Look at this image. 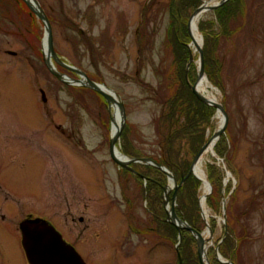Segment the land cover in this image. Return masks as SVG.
Masks as SVG:
<instances>
[{
    "label": "rangeland",
    "instance_id": "obj_1",
    "mask_svg": "<svg viewBox=\"0 0 264 264\" xmlns=\"http://www.w3.org/2000/svg\"><path fill=\"white\" fill-rule=\"evenodd\" d=\"M180 1L38 0L51 24L58 57L121 97L128 147L124 148L121 138L116 147L126 159L149 158L148 154L160 150L157 122L163 102L172 95L169 84L175 70V44L169 41L170 33L175 34L173 22L179 44L193 50L189 21L196 10L193 5L184 10ZM205 1L199 0V7ZM232 4L237 10V3ZM242 7V12L233 11L222 23L215 10L199 23L203 54L210 37L221 62L219 86L206 73L205 78L218 90L229 115L228 143L220 147L227 150L226 158L214 148L215 156L204 166L212 188L207 199L213 191H221L220 211L210 208L206 200L212 230L206 244L213 259L230 224L239 239L234 246L237 262L264 264V0H242ZM45 33L43 21L24 0H0V128L22 129L26 134L20 142L26 144V161L11 166L10 174L37 182L43 192L44 181L61 200L74 201V213L85 212L90 226L86 237L92 247L89 256L96 264H178L176 245L182 240L177 235L176 241L166 221L164 194L161 201L156 200L155 191L147 192V172L135 169L141 163L131 162L129 170L112 159L113 108L96 91L66 85L50 71L44 60ZM53 62L64 75L83 79ZM198 68L195 50L188 71L192 85ZM215 117L216 112L206 130V143L216 131ZM133 150L143 156L132 155ZM210 164L220 170L214 183L209 180ZM182 181L177 180L179 188ZM30 188L36 191L35 184ZM197 192L199 221L194 229L205 233L203 183ZM183 200L193 216L194 209L185 196ZM172 202L171 196L168 208ZM175 203L177 213V197ZM79 204L85 209L79 210Z\"/></svg>",
    "mask_w": 264,
    "mask_h": 264
},
{
    "label": "trees",
    "instance_id": "obj_2",
    "mask_svg": "<svg viewBox=\"0 0 264 264\" xmlns=\"http://www.w3.org/2000/svg\"><path fill=\"white\" fill-rule=\"evenodd\" d=\"M234 1L238 5L237 10H235V7L232 4ZM192 5L193 9L196 10L200 5L199 0H181L179 2V6H181L184 10H187L186 8ZM242 8V0H228L227 3L215 9L214 12L215 14L219 15V20H221L222 23L225 19L228 20L229 15L233 13V11H235L234 14H237V12L240 11L242 12ZM173 23L175 24V26L173 24L175 34L172 35V33H170L169 35L170 43L173 45V47L175 44V58L173 61L175 70L173 76L171 77L173 79L169 84V90L172 91V95L163 102V111L157 122L158 147L160 150L157 152V154H148L147 156L153 161L168 168L176 176L179 183L182 181V179H184L183 186L178 189L177 202L179 204V208L177 210V214L181 218L185 219L191 227L196 228V222L198 223L199 221V218H197L195 213L196 209L198 208L197 190L202 182L196 178V176L191 173L190 170L194 157L199 153L202 146L206 143V130L216 112V109L199 101L189 87L188 81L186 79V67L189 61V49L188 45L179 44V38L176 34V21ZM207 25L212 24L209 23ZM209 38L206 37L204 48L205 73L215 85L219 86L220 82L218 80V74H220L219 72L221 70V62L218 58L219 56L217 54L215 40L210 39L211 41H214L213 43H210ZM172 40H174V44ZM192 76L193 75L189 73V77L191 78ZM224 108L226 110L225 104ZM127 131L128 127L125 125L121 136V140L124 142V148L125 145L128 147L126 144L128 135ZM227 143L228 142L225 132V134L220 137L215 146L216 153L221 158H226L227 150H225V148L220 149V147L221 145H226ZM188 146L189 148L186 150L185 147ZM137 152L138 150H135L132 155L135 154V156L138 157L143 156ZM136 168L143 169L145 172H147L146 176L150 178L147 192L151 195V193L155 191L157 197L156 200L161 198L162 201L164 194L162 188L167 183V178L164 173L149 165L147 166L137 164V166H135V169ZM208 170L209 180L214 183V180L219 177L218 174L220 173V170L216 165L211 164L208 166ZM140 182L142 183V181ZM220 195L221 191H213L212 195H210L207 199L209 207L216 211H220L221 208L220 204H218V199L220 200L221 198ZM184 196L194 209L193 216L191 215L192 213L184 206ZM211 221V226L214 228V220ZM168 225L176 233L177 241L178 231L176 227L172 224ZM227 229L228 234L219 246V253H221V255L226 259L232 261L234 264H239L237 262L238 252H236L237 249L234 247L236 239L239 240L238 236L230 224L228 225ZM186 233H188L187 236ZM176 241L175 244L177 243ZM193 245L194 251L192 250ZM179 250L183 259V264H201L197 251V241L195 237L188 231H182V242L180 243ZM215 258L216 255H214L213 259L209 258L211 264H223Z\"/></svg>",
    "mask_w": 264,
    "mask_h": 264
},
{
    "label": "flooded vegetation",
    "instance_id": "obj_3",
    "mask_svg": "<svg viewBox=\"0 0 264 264\" xmlns=\"http://www.w3.org/2000/svg\"><path fill=\"white\" fill-rule=\"evenodd\" d=\"M25 138L22 129L9 132V129L0 128V264H31L25 248V233L43 226L57 232L85 264H96L89 256L92 247L86 237L90 226L85 212L83 215L74 213V201L61 200L44 181L43 192L42 187L38 190L37 182L10 174L11 166L26 161V144H20ZM42 179L36 177V180ZM33 184L36 191L30 188ZM85 206L79 204L78 209H85Z\"/></svg>",
    "mask_w": 264,
    "mask_h": 264
},
{
    "label": "water",
    "instance_id": "obj_4",
    "mask_svg": "<svg viewBox=\"0 0 264 264\" xmlns=\"http://www.w3.org/2000/svg\"><path fill=\"white\" fill-rule=\"evenodd\" d=\"M227 1L228 0H222L218 3H216L215 5H211L210 7H208L207 10L208 11H214L215 9L222 6ZM24 2L27 4V6L31 10V12L33 14H35L38 17V19L43 21V23L45 25V30H46L45 41H46V47H47L48 53L45 54L44 60H45L46 65L50 69V71L58 79L64 81L68 85H76V86H82V87L84 86V87H87V88H90V89L96 91L97 93L101 94L105 98V100L107 101L109 106H112V103L115 102V98L111 95V93L107 92L105 89H107L113 93H115V91H113L111 88L107 87L104 84H99V83L89 79L83 71L63 62L58 57V55L55 51L54 44H53L52 27H51V24L49 22V19L46 15L44 9L41 7L38 0H32V1L31 0H24ZM204 6H205V3L203 5H201L198 9H196V11L194 12V14L192 15V17L189 21V28H190L192 18L196 14H201L202 12L205 11ZM190 34H191V31H190ZM188 47H189V54L190 55H189V61H188L187 68H186V78H187V81L189 83V86H190L192 92L194 93V95L197 97V99L199 101H201L205 105L216 108L217 111L219 110L223 114L222 127L214 133V137H216L218 140L225 133V130H226L228 122H229V116H228L226 110L224 109L222 103L210 102L209 99H207V97L205 95L200 94L198 89H197L199 80L203 77H206L205 66H204V54H203V48L201 46L198 47V49H197L199 52L198 78H197V81L194 85H192L189 82L188 71L190 69L191 64L194 61V55L190 49V45ZM53 61L57 62L59 65L65 67L66 69H69V70L79 74L80 77H82L83 79H72L71 77L64 75L63 73L58 71V69L55 67ZM115 94L119 98V101H116V102H117V105L119 107L120 115L122 118H121L120 127L114 135L112 134V138H111V142H110V152H111L112 159L120 167H123L125 169H129V170H131V168L129 167V164L131 162L154 166L155 168L161 170L163 173L166 174V176L168 177V181H170V179L173 180V183H174L173 195H172L173 202H172V207H170V209L168 208V206H169V203L171 200V191L172 190H170L168 188V184L163 186V191H164V196H165V206H166L167 213H168L166 221L176 227V229L178 231L179 241L182 240V231L183 230L190 231L195 236L196 241H197V249H198V255H199L200 263L201 264H210V260L208 258V254H207V248L208 247L206 244V239L203 236V233L196 231L185 220L181 219L175 211V207H176L175 201H176V197H177V191L179 188V184L177 182L175 175L171 171H169L165 166H163L159 163H156L155 161L151 160L150 158H142V159H128L127 158L126 159L122 155L124 160H120L115 155V150L117 149L116 142L118 140H120L124 126H125V122H126V113H125L124 103H123L121 97L117 93H115ZM112 123L114 124V118L113 117H112ZM206 146H207V143L204 144V146L201 148L199 153L194 157V160H193V163L191 166V170H190V172L193 173L202 182H203V180L199 176H197V174L194 171V165L201 158ZM181 185H182V183L180 184V186ZM208 187H209V192H210L212 188H211V185L209 182H208ZM206 198H207V196L204 199H206ZM201 207H202V205H201ZM225 209L226 208L224 205V211H225ZM202 211H203V208H202ZM202 215L204 217V211H203ZM205 221L208 225V231L210 233V236H212V230L209 227V224H208L206 219H205ZM24 242H25V248L27 251V255H28V258H29V261L31 264H85L83 262V260L81 259V257L76 253V251L72 248H69L63 242V240L59 234H57L51 228H48L46 226L37 227L36 230H33V231L28 230V232L25 233ZM179 244L180 243H178L176 245V249L178 252L179 264H183L182 263V256H181V254L179 252V248H178ZM215 254H216V257L219 259V261H221L222 263L233 264L231 261L225 260L221 256V254L219 253L218 247L215 248Z\"/></svg>",
    "mask_w": 264,
    "mask_h": 264
},
{
    "label": "bare ground",
    "instance_id": "obj_5",
    "mask_svg": "<svg viewBox=\"0 0 264 264\" xmlns=\"http://www.w3.org/2000/svg\"><path fill=\"white\" fill-rule=\"evenodd\" d=\"M215 4H216V0L205 1V6H204L205 11L202 12L201 14H196L191 20L190 31H191V36H192L191 48L193 49L192 50L193 55H195V50H197L198 47H200V46L202 47V43H203L202 36L200 34V31H199V23L208 14L209 11L207 10V8L210 7L211 5H215ZM43 48L47 54L48 52H47V47H46V41L44 42ZM197 89H198L199 93L205 95L207 97V99H209L210 102L221 103L220 100L218 99V96H217L218 90L209 82V80L207 78L203 77L199 80ZM105 90L107 92L111 93V95L115 98V102H113L112 106H111L113 108V118H114V125H113L112 134L114 135L120 127L121 118H122L120 115L119 107H118L117 102H116V101H119V98L117 97V95L115 93L110 92L107 89H105ZM215 118L217 121L216 131H218L222 127V124H223V114L221 113V111L218 110L216 112ZM216 143H217V138L214 137V135L210 134L209 138H208L207 146H206L201 158L194 165L195 173L204 182V184H203V195L201 197V205L203 207L204 217L207 220V222H209L210 218H209V214L207 212L206 202H205L204 198L209 193V187H208L207 174H206L204 166H205V163L212 156H215L214 148H215ZM115 155L117 156L118 159L124 160L119 149L115 150ZM173 187H174L173 180L170 179V181L168 183V188L170 190H172ZM169 209H170V207H169ZM203 236L207 240L210 236L209 231L207 230L205 233H203Z\"/></svg>",
    "mask_w": 264,
    "mask_h": 264
}]
</instances>
